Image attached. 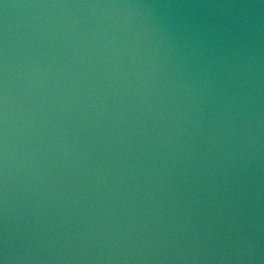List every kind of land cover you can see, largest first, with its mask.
<instances>
[{
    "label": "water",
    "instance_id": "1",
    "mask_svg": "<svg viewBox=\"0 0 264 264\" xmlns=\"http://www.w3.org/2000/svg\"><path fill=\"white\" fill-rule=\"evenodd\" d=\"M0 264H264V0H0Z\"/></svg>",
    "mask_w": 264,
    "mask_h": 264
}]
</instances>
